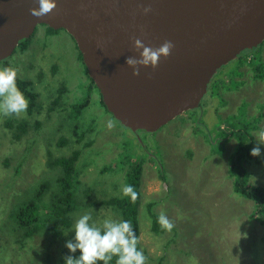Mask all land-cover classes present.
Segmentation results:
<instances>
[{
    "label": "rangeland",
    "instance_id": "rangeland-1",
    "mask_svg": "<svg viewBox=\"0 0 264 264\" xmlns=\"http://www.w3.org/2000/svg\"><path fill=\"white\" fill-rule=\"evenodd\" d=\"M45 30L39 27L26 50L17 54L16 50L8 59V66L18 69L20 78L33 81L41 105L19 117L0 115V264H66L67 256L79 258V249L73 253L66 247V241L75 242L73 229L58 233L41 229L16 242L25 228L19 218L11 220L9 215L18 207L2 213L11 202L28 201L35 184H48L42 194L46 205L37 202L41 206L36 209L44 216L59 189L56 179L62 169L51 162L69 158L75 151L80 153L74 165L80 170L81 187L70 215L73 223L85 213L92 216L89 223L98 227L109 217L123 220L114 207L103 203L123 195L128 164L122 165L120 156L125 153L131 159L126 154L131 153L133 162L143 158L138 247L149 264H264V227L251 217L254 202L234 193L228 168L237 149L228 132L231 116L237 117L245 109V120L252 119V148L257 146L254 133L264 127V75L256 77L253 70L261 64L264 74V43L262 49L242 53L245 57L259 55L263 62L255 60L250 65L235 60L218 71L210 85L217 84L218 89L203 98L204 112H197L199 119L192 121L185 113L156 133H133L99 105L98 92L78 120L70 118L75 94L83 93L77 100L82 99V86L89 87L90 82L74 39L64 30L55 34ZM62 86L67 88L63 99L57 93ZM109 119L115 123L111 129ZM24 122L27 128L18 130V139L12 127ZM218 146L224 149L222 153L215 149ZM259 147V161L245 163V168L249 183L264 188V144ZM88 191L93 192L91 197H85ZM161 211L175 225L171 232L152 230L151 212L159 215ZM35 225L31 223L27 229Z\"/></svg>",
    "mask_w": 264,
    "mask_h": 264
},
{
    "label": "water",
    "instance_id": "water-1",
    "mask_svg": "<svg viewBox=\"0 0 264 264\" xmlns=\"http://www.w3.org/2000/svg\"><path fill=\"white\" fill-rule=\"evenodd\" d=\"M35 17L38 0H0V63L39 27L64 30L75 41L107 111L133 133H156L200 107L211 81L242 53L264 43V0H55ZM141 6L152 8L147 15ZM133 37L174 48L140 75ZM149 74L151 78H149Z\"/></svg>",
    "mask_w": 264,
    "mask_h": 264
},
{
    "label": "trees",
    "instance_id": "trees-1",
    "mask_svg": "<svg viewBox=\"0 0 264 264\" xmlns=\"http://www.w3.org/2000/svg\"><path fill=\"white\" fill-rule=\"evenodd\" d=\"M47 31H48L47 32L48 34L49 33L55 34L58 32L50 27H48ZM28 41L29 39L23 40L20 42L17 52L15 51L16 54L19 51L24 52L26 50ZM259 48L262 49V46L260 45V47L254 48L253 50H257ZM13 55L10 58H13ZM79 55H80L81 61L83 62V57L80 51H79ZM251 55H249L251 57L250 60H248L249 56L245 57L244 55H242V57L239 56L238 60L242 62L245 60L246 62H249L250 65H254L255 60H260L261 62H263L259 55L258 56H256V54H251ZM8 59L2 61L0 63V66L2 64L5 66H8L9 64ZM83 65H84L85 73L89 79L90 84H89V87L82 86V89L84 90V93H85L84 97L80 100H77L83 95V93L81 96L78 94H75L76 95V97L74 98L75 102L72 103L69 108V111H70L69 116L71 119H75V120H78L82 116L86 108L89 106L90 98L95 97L96 92L99 93L94 82L88 76L87 68L84 62H83ZM262 68L263 67L260 64L256 66V68L253 69L255 71L256 77H262L264 75V74H261ZM16 84L18 88L22 92H24L23 94L25 95V97L28 98L29 100V103H30L28 105L29 112L32 111V108L34 106L39 107L41 105L37 100L38 95L33 89L34 83L31 79H28V78L23 79L17 75ZM217 89H218L217 84L214 86L212 84V87L209 86L208 94L212 92V90L216 91ZM66 92H67L66 86H62L57 91L61 99H63ZM99 95H100L99 105L100 106L102 105L105 108V105L103 104V101H102L101 94L99 93ZM69 98H72V97L69 96ZM69 101L71 100L69 99ZM198 111L204 112V107L200 105L199 108L186 112V114H189L188 119H191L192 121H195L197 118L199 119V117L197 116ZM180 117L181 116H179L178 119ZM231 117H232L233 124L230 127V131L228 130V132L230 133V136H233L237 142V149L231 155L230 160H229V165H228L230 176L231 178H233L232 180L233 181L232 182L233 191L238 196L254 202L255 206H254V211L251 217L252 219H255L259 224H261L264 227V188L260 186L259 187L254 186L249 183L250 173L245 168V163H249L250 161H259L257 156L254 157L250 154L252 147H253V136L250 133V129L252 127L253 122H252V119L249 122L245 120V109H243V112L239 116L236 117L232 115ZM180 120L183 121L185 119H180ZM200 121H202V119H200ZM243 122L245 123L246 126L243 125ZM7 125L10 126L9 123H7ZM12 128L16 130L15 136L16 138L19 139L20 136L17 135L18 130L24 131L25 128H27V123L24 122L21 124H17L16 127H12ZM79 129H81L80 126H79ZM139 132L141 131H137L136 133H139ZM90 143L91 142H88V144ZM141 148L143 149V146H141ZM216 148L221 153L224 151L222 147H221V150L219 149V146L215 147V149ZM225 152H226V149H225ZM126 154L130 155V158L132 159L131 153H126ZM79 155L80 153L76 151L69 158L67 157L56 158L51 162L52 166L61 167L62 169L56 179L57 188L59 186V189L56 193H53L51 204L49 205V208L47 209L44 216H42L39 212H37L36 209H38V206H41V204H37V202L44 204V201L42 199V194L46 189L49 188L48 184H44L43 186H40V187L35 184L34 187L36 188V190H33V192L30 193L33 195L32 199L30 201L28 200V203L26 201L22 205L19 206L18 214L16 212H13L10 215L11 220L13 216H14V220H18L19 218V224L25 228L23 230L24 238L32 237L36 232L40 231L41 229L53 230L54 233H58L60 230H63L64 232H66L67 230L69 232V230L73 229L74 223L70 215H71V212L77 206V203H78L76 199L77 191L81 187L80 185L81 180H79V177H78L80 170L76 169L74 165L75 160L78 158ZM131 159L129 158L126 159L125 153L123 154L121 153L120 163L122 165L128 164V170L126 172V177L124 179V185L126 184L132 185L135 188V190L139 193L138 199L135 202H132L130 197H125L124 195H122L116 198H109L103 204L114 207L117 211H119L123 220L131 221L133 228L136 232V235L139 236L140 220H139L138 213H139V204H140V199H141L140 182H141V175H142V169H141L142 161L136 160V162H133V160ZM108 170L110 171L111 168ZM17 176H18V168L15 169V172L11 178V181L13 183L16 181L17 178L15 179V177ZM92 193L93 192L91 191L86 192L85 197H91ZM45 205L46 204H44V206ZM6 211L7 210H2V213L4 212L6 213ZM34 214L35 216L33 217ZM157 218H158V214L151 212L152 230L158 233V232L163 231V229L158 224ZM40 219L42 221H39ZM31 223L36 224V225L32 229H27L29 228L28 225ZM19 241H22V239L19 238V240H17L16 242H19ZM138 249L140 248L138 247ZM116 259H117L116 257H113L112 261H110L109 264H115ZM146 264H149V263L146 261Z\"/></svg>",
    "mask_w": 264,
    "mask_h": 264
},
{
    "label": "clouds",
    "instance_id": "clouds-1",
    "mask_svg": "<svg viewBox=\"0 0 264 264\" xmlns=\"http://www.w3.org/2000/svg\"><path fill=\"white\" fill-rule=\"evenodd\" d=\"M38 4V8L34 7L29 10L30 14L35 17L44 16L56 8L55 0H38ZM140 10L144 15H147L152 11V8L150 6H141ZM133 46L140 54L139 59L132 56L126 59V64L133 69V76L140 75L141 67L151 66L155 69L160 57L167 58L174 48V44L168 40H165L158 48H152L146 46L141 39L136 37H133ZM17 75L18 69L14 67H0V115L2 116L15 115L19 117L22 113L27 112L29 102L16 84ZM149 78H151L150 74ZM114 126V121L109 119L107 127L111 129ZM254 135L257 140V146L252 148L250 154L255 157L260 155L261 149L259 145L264 144V127L259 128ZM143 149H145V146H143ZM140 160L142 161L141 169L143 172V158H140ZM10 190L12 191V189ZM33 190L30 189L28 192L30 195L28 197L29 201L32 199L33 195L30 193ZM121 192L125 197H130L132 202H135L139 197V193L132 185H123ZM24 202L26 201L14 204L11 202L7 206L5 205L2 210H7L6 212H8L9 208L10 213L12 209L18 207L14 211L18 214L19 206ZM91 220V214L85 213L75 221L73 226L75 242L71 240L66 241V247L73 253L79 249L81 254L79 258H73L72 256L65 257L66 264H97L98 261H102L103 264H109L113 257L117 258L115 264H146L147 258L143 251L137 247L139 238L131 221L113 220L109 217L103 220L101 227H98L95 223L90 224ZM157 222L162 229L169 232L175 227L164 211L159 213ZM23 235L24 233L21 239L25 240Z\"/></svg>",
    "mask_w": 264,
    "mask_h": 264
},
{
    "label": "flooded vegetation",
    "instance_id": "flooded-vegetation-1",
    "mask_svg": "<svg viewBox=\"0 0 264 264\" xmlns=\"http://www.w3.org/2000/svg\"><path fill=\"white\" fill-rule=\"evenodd\" d=\"M43 27H45L46 30L48 29V27H46V26H43ZM46 30H45L44 32H46ZM56 31H59V30H56ZM242 55H243V54H241L240 56L242 57ZM237 60H238V59H237ZM223 68H224V67H223ZM223 68H222V69H223ZM222 69H221V70H222ZM212 82H213V81H212ZM210 84H211V83H210Z\"/></svg>",
    "mask_w": 264,
    "mask_h": 264
}]
</instances>
